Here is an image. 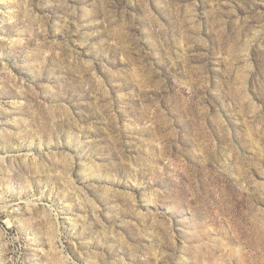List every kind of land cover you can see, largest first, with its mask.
<instances>
[{
	"label": "rangeland",
	"instance_id": "1",
	"mask_svg": "<svg viewBox=\"0 0 264 264\" xmlns=\"http://www.w3.org/2000/svg\"><path fill=\"white\" fill-rule=\"evenodd\" d=\"M0 264H264V0H0Z\"/></svg>",
	"mask_w": 264,
	"mask_h": 264
}]
</instances>
